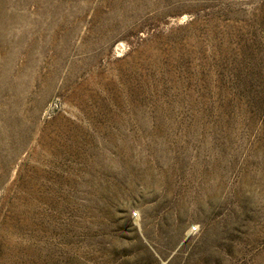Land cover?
I'll list each match as a JSON object with an SVG mask.
<instances>
[{
  "label": "rangeland",
  "instance_id": "374dc122",
  "mask_svg": "<svg viewBox=\"0 0 264 264\" xmlns=\"http://www.w3.org/2000/svg\"><path fill=\"white\" fill-rule=\"evenodd\" d=\"M0 264H264V0H0Z\"/></svg>",
  "mask_w": 264,
  "mask_h": 264
}]
</instances>
